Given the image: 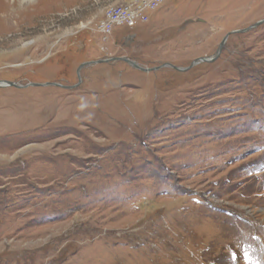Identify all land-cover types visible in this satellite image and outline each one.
<instances>
[{
    "label": "rangeland",
    "instance_id": "1",
    "mask_svg": "<svg viewBox=\"0 0 264 264\" xmlns=\"http://www.w3.org/2000/svg\"><path fill=\"white\" fill-rule=\"evenodd\" d=\"M136 2L0 0V264H264V0Z\"/></svg>",
    "mask_w": 264,
    "mask_h": 264
},
{
    "label": "built area",
    "instance_id": "2",
    "mask_svg": "<svg viewBox=\"0 0 264 264\" xmlns=\"http://www.w3.org/2000/svg\"><path fill=\"white\" fill-rule=\"evenodd\" d=\"M162 2L163 0H140V2H136V5H133V7L120 6L118 9H114L113 12L111 11L110 15L114 18V20H116H110V22L114 23L119 19H122L126 21H122V25L123 23H126L128 26L135 25L138 22L144 23L148 19L146 10H155ZM119 23L121 22L119 21ZM96 27V32L99 33L103 39L107 37L113 29L112 25H108L106 23L98 24Z\"/></svg>",
    "mask_w": 264,
    "mask_h": 264
},
{
    "label": "water",
    "instance_id": "3",
    "mask_svg": "<svg viewBox=\"0 0 264 264\" xmlns=\"http://www.w3.org/2000/svg\"><path fill=\"white\" fill-rule=\"evenodd\" d=\"M262 21H264V19H262V20H259V21H256L255 23H253V24H251V25H249L248 27H245V28H243V29H236V30H232V31H229V32H227L226 33V35L224 36V38H223V40L220 42V44L218 45V47H217V49H216V51H215V53L212 55V56H210V57H208V59H206L207 57H202V58H198V59H195L191 64H190V66L191 65H193V64H195V62H198V61H201V60H204L203 58H205V60H208V61H210V60H214V58H215V56L217 55V51H219V50H221V48L223 47V45H224V42H225V40L227 39V37L230 35V34H232V33H242V32H244V31H246V30H248V29H250V28H252V27H255V26H257V25H259ZM116 60H120V61H126L130 66H132L133 68H136V69H141L142 71H150L151 69H159V68H162V67H165V66H169V67H172V65H170V64H167V63H164V64H160V65H158V66H155V67H151V68H143V67H141V66H139L138 64H136L134 61H132V60H129V59H127V58H125V57H110V58H107V59H97V60H92V61H86V62H82V63H80L78 66H77V72L78 71H80L83 67H85V66H87V65H90V64H94V63H107V62H109V61H116ZM173 67H175V66H173ZM177 70H181V71H184L185 69H187V68H189V66L188 67H175ZM49 84H54V85H59L58 83H55V82H45V83H43V84H38V83H30V85H49ZM6 85H16V86H18L17 84H15L13 81H7V80H0V87H4V86H6ZM21 86V85H20ZM64 87H66V88H68V86H64Z\"/></svg>",
    "mask_w": 264,
    "mask_h": 264
},
{
    "label": "flooded vegetation",
    "instance_id": "4",
    "mask_svg": "<svg viewBox=\"0 0 264 264\" xmlns=\"http://www.w3.org/2000/svg\"><path fill=\"white\" fill-rule=\"evenodd\" d=\"M111 57H121V56H111ZM122 57H126V56H122ZM128 58H130L131 60H132V58L131 57H128ZM116 61H120V60H116ZM123 62V61H122ZM164 63H166V62H164ZM164 63H161V64H164ZM165 67H168V66H165ZM163 68V67H162ZM41 84H43V83H41ZM59 84V83H58ZM38 86H40V85H38ZM59 86H67V85H60L59 84ZM66 88V87H65ZM67 89V88H66ZM70 89V88H69ZM74 94V93H73Z\"/></svg>",
    "mask_w": 264,
    "mask_h": 264
},
{
    "label": "trees",
    "instance_id": "5",
    "mask_svg": "<svg viewBox=\"0 0 264 264\" xmlns=\"http://www.w3.org/2000/svg\"><path fill=\"white\" fill-rule=\"evenodd\" d=\"M247 73L250 74V76H253V72H247ZM263 77H264V75L261 76L259 81L264 86V78Z\"/></svg>",
    "mask_w": 264,
    "mask_h": 264
},
{
    "label": "bare ground",
    "instance_id": "6",
    "mask_svg": "<svg viewBox=\"0 0 264 264\" xmlns=\"http://www.w3.org/2000/svg\"><path fill=\"white\" fill-rule=\"evenodd\" d=\"M125 58H127V59H129V60H131L130 58H128V57H125ZM199 58H202V57H199ZM196 59H198V58H196ZM204 60H205V58H203ZM206 59H208V57L206 58ZM195 60V59H194ZM132 61H134V60H132ZM201 61H203V60H201ZM201 61H198V62H201ZM208 61V60H207ZM211 61V60H210ZM135 62V61H134ZM198 62H195V64L196 63H198ZM136 64H138L137 62H135ZM139 65V64H138ZM139 66H141V65H139ZM141 67H143V66H141ZM143 68H145V67H143ZM147 68V67H146ZM138 70H141V69H138Z\"/></svg>",
    "mask_w": 264,
    "mask_h": 264
},
{
    "label": "crops",
    "instance_id": "7",
    "mask_svg": "<svg viewBox=\"0 0 264 264\" xmlns=\"http://www.w3.org/2000/svg\"><path fill=\"white\" fill-rule=\"evenodd\" d=\"M114 30V28L112 29V31ZM99 34V33H98ZM112 33H110L107 37H105L104 39H102L103 41H107L108 39H110V35H111ZM106 49V48H105ZM131 51H132V49H131ZM121 56H123V55H121ZM125 56H127L126 54H125ZM109 62H111V61H109ZM108 62V63H109Z\"/></svg>",
    "mask_w": 264,
    "mask_h": 264
}]
</instances>
